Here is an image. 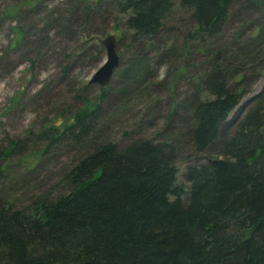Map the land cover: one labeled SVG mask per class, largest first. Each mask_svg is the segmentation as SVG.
<instances>
[{
	"label": "trees",
	"instance_id": "16d2710c",
	"mask_svg": "<svg viewBox=\"0 0 264 264\" xmlns=\"http://www.w3.org/2000/svg\"><path fill=\"white\" fill-rule=\"evenodd\" d=\"M232 1L110 4L127 15L132 43L160 36L176 2L189 11L190 38L218 35ZM216 51L201 80L207 97L194 96L182 107L194 153L215 151L187 168V188L177 183L174 143L105 141L66 173L63 193L40 200L32 212L0 197V264H264V89L230 118L245 88L232 80L223 51ZM96 93L101 103L92 104L84 94L70 118L40 137L49 145L63 139L85 142L106 116L108 89ZM17 142L0 154V178L1 162L18 150Z\"/></svg>",
	"mask_w": 264,
	"mask_h": 264
},
{
	"label": "rangeland",
	"instance_id": "374dc122",
	"mask_svg": "<svg viewBox=\"0 0 264 264\" xmlns=\"http://www.w3.org/2000/svg\"><path fill=\"white\" fill-rule=\"evenodd\" d=\"M110 3L0 0V154L10 142L19 144L1 162L0 197L18 209L32 212L40 200L63 193L66 173L105 141L174 143L177 183L187 188V168L215 151L194 153L182 107L194 96L207 97L201 80L218 49L232 80L245 88L230 118L244 112L252 96L264 89V0H233L221 33L202 39L188 36L189 11L176 2L160 36L132 43L127 15ZM108 34L117 38L119 65L106 86V116L85 142L63 139L49 145L40 132L70 118L84 94L92 104L102 102L96 97L97 84L89 81L106 60L100 40Z\"/></svg>",
	"mask_w": 264,
	"mask_h": 264
},
{
	"label": "water",
	"instance_id": "95a60500",
	"mask_svg": "<svg viewBox=\"0 0 264 264\" xmlns=\"http://www.w3.org/2000/svg\"><path fill=\"white\" fill-rule=\"evenodd\" d=\"M116 42L117 38L113 34H108L100 40L101 45L106 51V60L101 64L99 69L94 72L93 76H91L90 83H96L102 88L108 85L114 70H116L119 65V57L115 49ZM259 93L260 91L252 96L251 100Z\"/></svg>",
	"mask_w": 264,
	"mask_h": 264
},
{
	"label": "bare ground",
	"instance_id": "6f19581e",
	"mask_svg": "<svg viewBox=\"0 0 264 264\" xmlns=\"http://www.w3.org/2000/svg\"><path fill=\"white\" fill-rule=\"evenodd\" d=\"M97 86V88H100V86L99 85H96ZM233 113V111L231 112V114ZM229 119V118H228ZM96 130V129H95ZM94 130V131H95ZM96 132V131H95ZM188 142H189V140H188ZM189 144H190V142H189ZM190 146H191V148H192V145L190 144ZM193 150V149H192ZM199 154H202V153H199ZM203 155V154H202Z\"/></svg>",
	"mask_w": 264,
	"mask_h": 264
}]
</instances>
